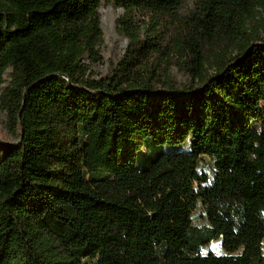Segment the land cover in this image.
Wrapping results in <instances>:
<instances>
[{
  "label": "trees",
  "instance_id": "obj_1",
  "mask_svg": "<svg viewBox=\"0 0 264 264\" xmlns=\"http://www.w3.org/2000/svg\"><path fill=\"white\" fill-rule=\"evenodd\" d=\"M102 1L0 0V264H264V0H113L97 77Z\"/></svg>",
  "mask_w": 264,
  "mask_h": 264
},
{
  "label": "rangeland",
  "instance_id": "obj_2",
  "mask_svg": "<svg viewBox=\"0 0 264 264\" xmlns=\"http://www.w3.org/2000/svg\"><path fill=\"white\" fill-rule=\"evenodd\" d=\"M197 0H185L182 6L183 12H188L196 4ZM100 14V27L104 35V42L101 47L102 61L91 66V70L97 77L105 76L111 72L113 66L121 58L127 46V39L117 30V19L123 13V8L118 6L113 0H103L98 9ZM11 68L6 69L3 74L4 82L1 86L3 89L10 83ZM171 78L180 87L188 84L190 78L178 67H172L170 72ZM257 129L264 128V119L253 123ZM17 143L16 136H12L7 128V112L0 111V158L4 155L6 149ZM163 150L167 152L191 151V138L188 137L183 143L174 145H165ZM200 170L208 172L211 176L214 172V160L208 155L202 156L198 161ZM193 223L195 225H206L208 223L204 207L199 201L193 210ZM264 249V241H263ZM203 254L209 252L221 254L224 252L221 240H212L208 245L201 249Z\"/></svg>",
  "mask_w": 264,
  "mask_h": 264
}]
</instances>
